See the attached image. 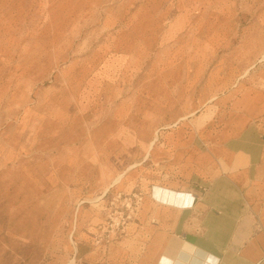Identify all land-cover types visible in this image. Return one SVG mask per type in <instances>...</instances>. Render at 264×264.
<instances>
[{"label":"rangeland","instance_id":"obj_1","mask_svg":"<svg viewBox=\"0 0 264 264\" xmlns=\"http://www.w3.org/2000/svg\"><path fill=\"white\" fill-rule=\"evenodd\" d=\"M255 90L264 0H0V264H135L147 192Z\"/></svg>","mask_w":264,"mask_h":264},{"label":"crops","instance_id":"obj_2","mask_svg":"<svg viewBox=\"0 0 264 264\" xmlns=\"http://www.w3.org/2000/svg\"><path fill=\"white\" fill-rule=\"evenodd\" d=\"M240 104L191 145L181 184L147 192L135 264H264V91Z\"/></svg>","mask_w":264,"mask_h":264},{"label":"bare ground","instance_id":"obj_3","mask_svg":"<svg viewBox=\"0 0 264 264\" xmlns=\"http://www.w3.org/2000/svg\"><path fill=\"white\" fill-rule=\"evenodd\" d=\"M155 141H156L155 139L152 140V141H150L149 146H148L149 151L152 150ZM149 153H150V152H149ZM21 228H24V227L21 226Z\"/></svg>","mask_w":264,"mask_h":264}]
</instances>
